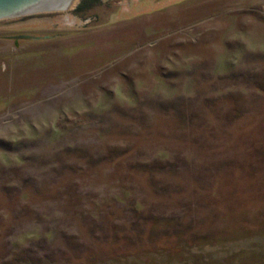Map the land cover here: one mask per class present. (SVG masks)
Instances as JSON below:
<instances>
[{"label": "rangeland", "instance_id": "374dc122", "mask_svg": "<svg viewBox=\"0 0 264 264\" xmlns=\"http://www.w3.org/2000/svg\"><path fill=\"white\" fill-rule=\"evenodd\" d=\"M81 1L0 17V264H264V0Z\"/></svg>", "mask_w": 264, "mask_h": 264}, {"label": "water", "instance_id": "95a60500", "mask_svg": "<svg viewBox=\"0 0 264 264\" xmlns=\"http://www.w3.org/2000/svg\"><path fill=\"white\" fill-rule=\"evenodd\" d=\"M71 0H0V17L64 9Z\"/></svg>", "mask_w": 264, "mask_h": 264}, {"label": "trees", "instance_id": "16d2710c", "mask_svg": "<svg viewBox=\"0 0 264 264\" xmlns=\"http://www.w3.org/2000/svg\"><path fill=\"white\" fill-rule=\"evenodd\" d=\"M88 1H90V0H82V1L80 2V4H79V7H81L83 4H85V3L88 2Z\"/></svg>", "mask_w": 264, "mask_h": 264}]
</instances>
